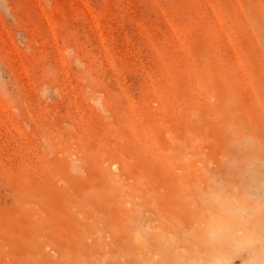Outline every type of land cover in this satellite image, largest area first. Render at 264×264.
Returning a JSON list of instances; mask_svg holds the SVG:
<instances>
[{
	"label": "rangeland",
	"instance_id": "rangeland-1",
	"mask_svg": "<svg viewBox=\"0 0 264 264\" xmlns=\"http://www.w3.org/2000/svg\"><path fill=\"white\" fill-rule=\"evenodd\" d=\"M0 264H264V0H0Z\"/></svg>",
	"mask_w": 264,
	"mask_h": 264
}]
</instances>
